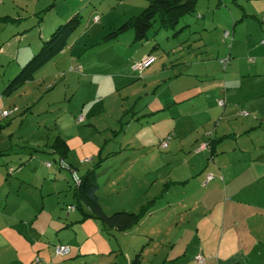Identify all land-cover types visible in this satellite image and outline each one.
<instances>
[{
    "label": "rangeland",
    "instance_id": "obj_1",
    "mask_svg": "<svg viewBox=\"0 0 264 264\" xmlns=\"http://www.w3.org/2000/svg\"><path fill=\"white\" fill-rule=\"evenodd\" d=\"M72 3L81 22L64 50L4 95L26 63L24 50L36 53L39 33L45 38L55 19L52 32L64 24ZM238 4L200 0L174 29L154 33L155 24L140 43L132 30L105 38L146 0H0V17L13 18L0 21V264H29L30 244L52 252L65 235L83 241L88 222H76L81 213L67 166L80 175L99 159L96 195L104 213L138 212L153 201L138 226L108 237L121 249L120 264L136 255L140 264H237L235 242L216 246L221 189L207 193L204 183L208 175L214 184L225 179L227 200H244L253 191L242 187L264 172L248 160L264 154V0ZM246 13L256 19L238 22L225 39L216 23L231 29ZM155 42V61L138 75L135 57ZM220 60L229 61L224 69ZM58 137L68 149L62 168L53 147ZM234 216L228 205L226 219ZM19 227L27 236L20 263L11 246ZM69 227L79 231L75 238ZM234 230L224 229L225 242ZM196 253L202 263L193 261ZM31 257L30 264H43L39 254Z\"/></svg>",
    "mask_w": 264,
    "mask_h": 264
},
{
    "label": "crops",
    "instance_id": "obj_2",
    "mask_svg": "<svg viewBox=\"0 0 264 264\" xmlns=\"http://www.w3.org/2000/svg\"><path fill=\"white\" fill-rule=\"evenodd\" d=\"M246 1L250 2V0H246ZM249 4H252V2ZM41 10L42 9H40V11ZM260 10H261V14H263L262 9ZM26 11L27 10L24 9V12ZM80 11H81V8L75 6L74 3L69 4L68 10L66 11V16L63 18L64 21L68 20L72 15L76 13H80ZM246 14L247 15H243L244 16L243 20L240 23L245 22L248 19H250L251 21L252 20L254 21V19H256V17L253 16L252 13H246ZM1 17H5V16H1ZM7 17L11 18L8 15ZM11 19L13 20V18ZM17 20L15 24L19 22V20L18 21ZM98 21H99V18H98ZM98 21L97 22L93 21V23H98ZM59 22H60L59 19H55V21H53V23L50 24V28H48V31H47L49 32L48 33L49 35L52 33V30L55 28L54 27L55 24H58ZM237 23L238 22H235L233 24V26L231 27L232 30L223 24H220V23H216V24L221 30L224 29L223 37H224V33L228 32L227 38H230V40H232L231 34L233 32V27ZM41 30H42L41 26L39 25V31ZM40 34L41 33H39L38 35V40L40 43H42V41L46 40L49 37L48 34L45 38L41 37L42 35ZM21 38L23 37H19L20 40ZM262 41H264L263 37H262L261 42ZM157 45L159 44L155 42L153 47H150L143 54H140L138 57H135L134 63L142 59L144 56L148 54H152V51H151L152 48L156 47ZM261 45H264V44H261ZM232 50H233V47L231 48V53H232ZM23 54H24V58H26L25 59V62H26L35 53L31 51V49H26L24 50ZM0 56L3 58L5 56L2 48L0 49ZM229 56H232V55L229 54ZM17 57H18V53L15 54V56L13 57L14 60ZM204 150L205 149H203L202 151ZM241 154H243V152ZM248 160H249L250 165H252L253 163L256 165V166H253L254 169L257 170L258 168L256 167H260V169L258 170H261V172L264 171V154H260L256 156L255 159H251V157L249 156ZM263 175H264V172L260 178L255 179V180L253 179L254 181L252 180V182L242 187V188H251L253 191L252 194L248 195V199H244V200L241 199L242 195L240 194L239 195L237 194V196L235 195L236 196L234 197L235 201L227 200V197H226L227 186L225 185V181H226L225 179L221 181L222 184L219 183L218 181L216 182V184H214V182H212L214 180H210L209 182L205 183V188L207 190V193L210 191L221 189L219 192H216V193L219 197H223V202H221L220 200V204L222 203L221 206L223 209L222 217H221V224H220L222 229L219 230V226L217 227L218 233H220V235H218L219 241L216 243V246L219 247L220 245L223 244L227 248L226 243H229L230 241L235 242V244L238 245V250H235V252L233 251V253H235L234 260L237 264H264V248H262L264 247V244L262 243L264 240V188H263L264 182H261L262 179L264 181ZM228 205H231L235 208V216L233 218L226 219L225 211ZM79 220L80 219H76V222H78ZM85 222H88V224L86 226V232L83 235L82 242H79V241L73 242L69 240L70 237L67 235L61 237L57 241L56 246L61 244V245H65L68 247L69 253L66 256H63V257L56 256L53 250L55 246L52 248V252H51L49 246L40 247V245H38L37 247H35V245L30 244L29 249H27L28 251L24 252L25 254L30 255L28 256L29 264L31 262V258H32L31 256L34 252L36 254H39V256H41L43 264H120L119 256H123L121 249L117 248L115 244H112L111 240L108 239V237L103 234V232L100 230L99 225L95 221L91 219H87L78 224H82ZM226 223H227V226H225ZM230 225L233 226V229L235 230L232 232V234L230 235L228 234V236L230 237V240L228 238L227 242H225V232L226 231L224 232V229H226V227ZM11 229L12 228L9 227L8 230H11ZM60 229H64V228H60ZM70 230L73 232V237L75 238L77 232L79 231L76 232L73 228H70ZM247 235L251 240L250 244H247L245 242V236ZM14 237L15 238L13 239L11 246L14 248L15 258L18 259L20 263V261L22 260L21 256L24 253H23V249L20 247L19 244L21 245L25 244L27 236L25 235V232L22 230V228L19 227V230L16 231V235H14ZM201 246L203 247V244ZM198 255L201 256V258H203V256L200 253H196L194 258ZM194 258H193V261L196 262ZM40 261L41 259H39V262ZM39 262H37V264ZM161 262H164V260H162ZM8 264H11V263L9 262Z\"/></svg>",
    "mask_w": 264,
    "mask_h": 264
},
{
    "label": "trees",
    "instance_id": "obj_3",
    "mask_svg": "<svg viewBox=\"0 0 264 264\" xmlns=\"http://www.w3.org/2000/svg\"><path fill=\"white\" fill-rule=\"evenodd\" d=\"M199 1L200 0H146V6L139 14L127 18L119 27L108 33L105 39H115L119 34L132 30L134 35L133 41L141 43L149 39L148 33L155 24L156 28L154 33L161 29H174L182 17L195 13ZM229 3L241 8L238 4V0H229ZM243 17L242 15L237 22H241ZM80 19V13L72 15L64 24L59 25L46 40L42 41L38 51L26 61L22 69L7 83L3 91L4 95L12 94L25 83L31 81L36 71L53 57L61 53L67 45L69 36L80 25ZM0 21L7 23L13 20L5 16L0 17ZM224 38L228 39L227 37ZM261 44H264V41H262ZM221 61H226V63H221ZM228 63V60L219 61L223 69ZM53 147L54 150L57 151L56 153L60 159L59 161H63L62 159H64L68 153L66 143L58 137ZM101 162L102 159H99L91 169L86 170L83 174L77 175L78 184L73 186L72 195L76 201V209L81 213V218L78 222L91 219L99 225L100 230L105 236L112 237L115 233H127L138 226L140 221L150 213L153 201H148L138 212L119 211L110 215L104 213L96 195L98 187L96 185L95 170L100 166ZM72 168L71 165L67 166V169L74 173ZM82 206L86 209L85 212L81 209ZM166 263L167 262L164 261V264ZM129 264H140V256L136 255L133 260L129 261Z\"/></svg>",
    "mask_w": 264,
    "mask_h": 264
},
{
    "label": "built area",
    "instance_id": "obj_4",
    "mask_svg": "<svg viewBox=\"0 0 264 264\" xmlns=\"http://www.w3.org/2000/svg\"><path fill=\"white\" fill-rule=\"evenodd\" d=\"M93 21H94V22H97V21H98V17H94V18H93ZM227 36H228V32H225V33H224V37H227ZM154 61H155V58H154L152 55H146V56H144L142 59H140L139 61H137L136 63L133 64L132 70H133L134 72H136L138 75H141V74L144 72V70H145L147 67H149ZM221 63H224V64H225L226 61H221ZM217 105H218L219 107H222V106H224V103H223L221 100H219V101L217 102ZM7 115H8V113H7L6 111H3V112L1 113V116H2V117H6ZM82 119H83V118L80 116V117L78 118V121L81 122ZM166 147H167V143H166V142L163 143V144L161 145V148H162V149H163V148H166ZM201 148H202V147H201ZM58 165H59L60 168H62V167L64 166V164H63L62 161H59V162H58ZM46 166H47V168H50V167H51L50 164H47ZM72 178H73V183H74V185L78 184V177H77V175H76L75 173H72ZM210 180H212V177H211L210 175H208V176L206 177L205 183L209 182ZM205 183H204V184H205ZM69 210H73V208H72V207H69ZM68 253H69V249H68V247L65 246V245H57V246H55V248H54V254H55L56 256H65V255H67ZM195 260H196L198 263H201V262H202V258H201L200 256H196V257H195ZM37 262H39V259H36V263H37Z\"/></svg>",
    "mask_w": 264,
    "mask_h": 264
}]
</instances>
